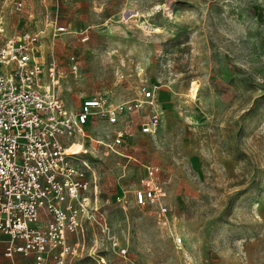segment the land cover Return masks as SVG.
<instances>
[{
    "label": "rangeland",
    "instance_id": "1",
    "mask_svg": "<svg viewBox=\"0 0 264 264\" xmlns=\"http://www.w3.org/2000/svg\"><path fill=\"white\" fill-rule=\"evenodd\" d=\"M7 18L9 33L40 32L42 55L64 69L67 106L154 88L163 111L155 133L140 129L149 106L127 115L120 153L79 155L96 177L106 229L85 221L73 264H116L115 241L132 264H264V0H24ZM52 21L69 31L54 36ZM113 128L88 130L107 141ZM149 164L160 166L167 225L156 206L133 200Z\"/></svg>",
    "mask_w": 264,
    "mask_h": 264
},
{
    "label": "built area",
    "instance_id": "2",
    "mask_svg": "<svg viewBox=\"0 0 264 264\" xmlns=\"http://www.w3.org/2000/svg\"><path fill=\"white\" fill-rule=\"evenodd\" d=\"M23 7L24 0H0V251L9 259L20 254L33 264H73L85 247V221L95 220L106 229L96 177L79 155L105 149L120 153L130 138L127 115L149 106L140 129L155 133L163 111L154 88L122 101L98 93L78 108L67 106L60 91L64 69L42 55L40 32L9 33L7 16ZM52 22L54 36L69 31ZM104 121L114 127L107 141L88 130ZM79 143L80 151L72 149ZM142 182L133 191L135 204L156 206L159 221L167 225L172 207L164 201L160 166L147 165ZM117 201L127 199L118 194ZM174 241L183 248L179 232ZM113 246L120 256L116 264H132L127 247L119 241Z\"/></svg>",
    "mask_w": 264,
    "mask_h": 264
},
{
    "label": "crops",
    "instance_id": "3",
    "mask_svg": "<svg viewBox=\"0 0 264 264\" xmlns=\"http://www.w3.org/2000/svg\"><path fill=\"white\" fill-rule=\"evenodd\" d=\"M70 237L72 238V240H73V238H75L74 235H70ZM1 255H2V253H1V251H0V256H1ZM2 256H3V255H2ZM5 258H6V257H4V258H1V257H0V260L2 261V263H4ZM7 259H9V258H7ZM28 260H29V261H28ZM14 261L20 262V263H22V264H33V263H32V260H31L30 258L23 257V256L20 255V254H16V255H15V257L12 259V263H13ZM6 263H7V262H6ZM4 264H5V263H4Z\"/></svg>",
    "mask_w": 264,
    "mask_h": 264
},
{
    "label": "bare ground",
    "instance_id": "4",
    "mask_svg": "<svg viewBox=\"0 0 264 264\" xmlns=\"http://www.w3.org/2000/svg\"><path fill=\"white\" fill-rule=\"evenodd\" d=\"M72 149H74L75 151H80V149H81V144L79 143V144L74 145V146L72 147ZM104 261H106L105 257H103V258L100 260L99 264H103Z\"/></svg>",
    "mask_w": 264,
    "mask_h": 264
}]
</instances>
